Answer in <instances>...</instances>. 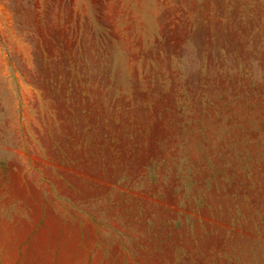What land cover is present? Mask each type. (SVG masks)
Returning a JSON list of instances; mask_svg holds the SVG:
<instances>
[{
    "label": "rangeland",
    "instance_id": "374dc122",
    "mask_svg": "<svg viewBox=\"0 0 264 264\" xmlns=\"http://www.w3.org/2000/svg\"><path fill=\"white\" fill-rule=\"evenodd\" d=\"M0 264H264V0H0Z\"/></svg>",
    "mask_w": 264,
    "mask_h": 264
}]
</instances>
